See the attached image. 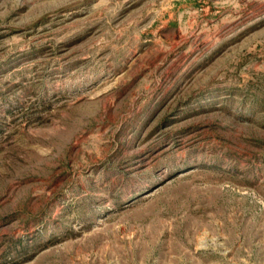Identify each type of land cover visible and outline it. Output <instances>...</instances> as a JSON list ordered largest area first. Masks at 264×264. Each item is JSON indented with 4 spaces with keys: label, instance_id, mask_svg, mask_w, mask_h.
<instances>
[{
    "label": "rangeland",
    "instance_id": "obj_1",
    "mask_svg": "<svg viewBox=\"0 0 264 264\" xmlns=\"http://www.w3.org/2000/svg\"><path fill=\"white\" fill-rule=\"evenodd\" d=\"M0 264H264V0H0Z\"/></svg>",
    "mask_w": 264,
    "mask_h": 264
}]
</instances>
